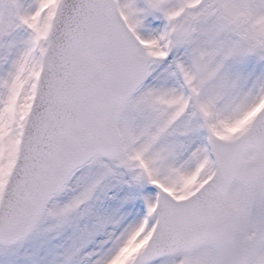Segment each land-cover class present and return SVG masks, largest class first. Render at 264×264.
Wrapping results in <instances>:
<instances>
[{
  "label": "snow or ice",
  "instance_id": "6c2138e0",
  "mask_svg": "<svg viewBox=\"0 0 264 264\" xmlns=\"http://www.w3.org/2000/svg\"><path fill=\"white\" fill-rule=\"evenodd\" d=\"M0 264H264V0H0Z\"/></svg>",
  "mask_w": 264,
  "mask_h": 264
}]
</instances>
